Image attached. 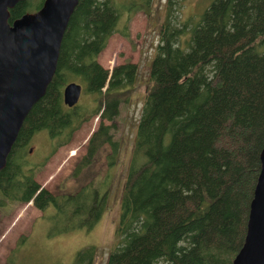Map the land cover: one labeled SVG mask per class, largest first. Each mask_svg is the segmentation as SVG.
<instances>
[{
	"label": "trees",
	"instance_id": "16d2710c",
	"mask_svg": "<svg viewBox=\"0 0 264 264\" xmlns=\"http://www.w3.org/2000/svg\"><path fill=\"white\" fill-rule=\"evenodd\" d=\"M179 1L169 0L160 29L121 196L117 243L106 264H232L246 238L264 147V0H209L191 15L179 14ZM17 5L13 18L22 14ZM130 7L79 0L52 81L0 170V206L33 201L51 224V236L94 228L108 192L93 181L67 193L43 186L25 155L29 138L47 130L55 146L64 144L98 113L99 127L74 173L91 165L106 143L114 159V123L105 120L119 114L121 90L134 83L137 64L110 70L98 55L114 32L130 35V15L119 25ZM70 81L94 95V109L65 103ZM96 254L97 247L87 245L69 264H94Z\"/></svg>",
	"mask_w": 264,
	"mask_h": 264
},
{
	"label": "rangeland",
	"instance_id": "374dc122",
	"mask_svg": "<svg viewBox=\"0 0 264 264\" xmlns=\"http://www.w3.org/2000/svg\"><path fill=\"white\" fill-rule=\"evenodd\" d=\"M43 2L22 0L17 11H36ZM168 2L117 0L120 5L132 6L123 9L124 17L119 24L123 28L130 15V35L114 32L98 55V60L110 70L124 62L137 64L134 83L121 90L119 114L114 120H105L114 123L112 130L118 141L115 161L110 159L113 146L106 143L91 165L74 173L77 162L87 151L91 135L99 127L101 116L98 113L84 122L72 140L64 144L55 146L56 140L52 141L47 130L37 131L29 138L25 155L30 165H35V177L43 186L55 193H67L93 181L103 190L107 189V201L100 220L91 230L83 228L51 236V224L43 218V211L33 201L8 202L0 206V264H69L74 254L87 245L97 247L94 264L107 263L110 251L117 243L121 196L135 147L138 122L151 84L150 69L160 41V29L167 18ZM208 2L180 0L176 6L181 7L179 14L191 15L201 11ZM79 103L89 110L97 105L94 95L89 93H83Z\"/></svg>",
	"mask_w": 264,
	"mask_h": 264
},
{
	"label": "water",
	"instance_id": "95a60500",
	"mask_svg": "<svg viewBox=\"0 0 264 264\" xmlns=\"http://www.w3.org/2000/svg\"><path fill=\"white\" fill-rule=\"evenodd\" d=\"M22 0H0V170L34 104L46 93L57 70L62 40L79 0H44L36 11L12 17ZM83 85L64 87L69 106L79 102ZM262 168L250 204L245 241L232 264H264V147Z\"/></svg>",
	"mask_w": 264,
	"mask_h": 264
},
{
	"label": "bare ground",
	"instance_id": "6f19581e",
	"mask_svg": "<svg viewBox=\"0 0 264 264\" xmlns=\"http://www.w3.org/2000/svg\"><path fill=\"white\" fill-rule=\"evenodd\" d=\"M82 96V95H81ZM81 99V98H80ZM80 101V100H79Z\"/></svg>",
	"mask_w": 264,
	"mask_h": 264
},
{
	"label": "flooded vegetation",
	"instance_id": "af4514ba",
	"mask_svg": "<svg viewBox=\"0 0 264 264\" xmlns=\"http://www.w3.org/2000/svg\"><path fill=\"white\" fill-rule=\"evenodd\" d=\"M20 3V2H19ZM18 17V16H17Z\"/></svg>",
	"mask_w": 264,
	"mask_h": 264
}]
</instances>
